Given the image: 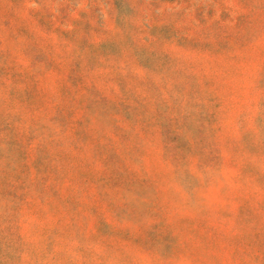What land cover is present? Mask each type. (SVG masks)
Returning <instances> with one entry per match:
<instances>
[{"label": "rangeland", "instance_id": "obj_1", "mask_svg": "<svg viewBox=\"0 0 264 264\" xmlns=\"http://www.w3.org/2000/svg\"><path fill=\"white\" fill-rule=\"evenodd\" d=\"M0 264H264V0H0Z\"/></svg>", "mask_w": 264, "mask_h": 264}]
</instances>
